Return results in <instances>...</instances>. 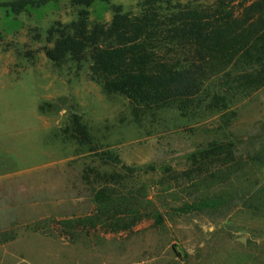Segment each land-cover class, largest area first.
<instances>
[{
	"label": "rangeland",
	"instance_id": "rangeland-1",
	"mask_svg": "<svg viewBox=\"0 0 264 264\" xmlns=\"http://www.w3.org/2000/svg\"><path fill=\"white\" fill-rule=\"evenodd\" d=\"M7 1L0 264H264V86L217 108L167 109L136 122L125 98L44 55L49 26L75 17L70 0L19 14ZM138 1L109 3L136 13ZM110 4L96 2L90 19L110 20ZM208 84L209 95L228 87ZM74 115L89 145L64 133ZM86 169L107 174V212L95 201L102 184H87ZM65 220L74 226L55 224Z\"/></svg>",
	"mask_w": 264,
	"mask_h": 264
},
{
	"label": "trees",
	"instance_id": "trees-1",
	"mask_svg": "<svg viewBox=\"0 0 264 264\" xmlns=\"http://www.w3.org/2000/svg\"><path fill=\"white\" fill-rule=\"evenodd\" d=\"M46 2L10 0L2 5L19 14ZM96 2L110 4L70 0L75 17L66 23L54 21L46 30L42 50L53 66L70 63L84 69L106 95L125 98L134 121L167 109L188 115L201 105L217 108L235 92L246 94L264 86V0H241L237 5L235 0L209 4L139 0L136 13L110 4L108 21L90 19L89 10ZM211 81L218 87L227 85V90L209 95ZM64 133L78 145L91 143L87 128L75 115ZM116 177L120 178L113 175L111 180ZM83 180L102 184L95 201L107 212V174L86 169ZM55 224L73 227L75 221Z\"/></svg>",
	"mask_w": 264,
	"mask_h": 264
}]
</instances>
